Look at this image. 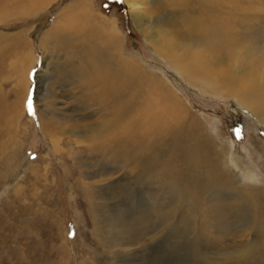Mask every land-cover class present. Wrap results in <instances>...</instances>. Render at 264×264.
<instances>
[{"label": "rangeland", "instance_id": "374dc122", "mask_svg": "<svg viewBox=\"0 0 264 264\" xmlns=\"http://www.w3.org/2000/svg\"><path fill=\"white\" fill-rule=\"evenodd\" d=\"M138 3L146 20L158 23L153 25L161 42L175 33L187 38L191 50L212 44L202 55L216 58V69L223 70L233 66L223 38L227 36L251 55L248 64L263 68L264 0ZM84 5L94 24H105L99 29L86 26ZM209 10L220 23L219 40L189 37L181 14L200 23ZM78 21L85 27L82 35L91 30L99 31L103 40L119 38L124 56L148 77L141 93L135 89L134 98L130 93L131 103L126 104L127 93L119 104L107 96L101 72L80 75L77 55L85 52L83 46L52 40V32L65 24L72 25L67 34L77 38ZM176 49L181 53L184 47ZM205 81L215 89L221 86ZM157 84L205 121L207 133L233 156L244 182L256 178L264 183L261 122L237 97L187 82L154 51L134 23L127 0H0V264H232L234 259L216 258L245 245L260 246L263 226L242 232L253 224L246 208L245 214L229 208L222 214L205 212L224 206L223 192L197 201L199 214L185 216L184 225L185 201L175 187L163 185L161 190L172 187L174 193L161 195L157 184L137 180L139 166L123 155L125 149L116 158L103 151L106 139L137 121L144 96L155 92ZM119 107L127 111L122 120ZM96 127L102 132L94 133ZM176 195L179 201H172ZM191 201L196 208L195 199Z\"/></svg>", "mask_w": 264, "mask_h": 264}, {"label": "bare ground", "instance_id": "6f19581e", "mask_svg": "<svg viewBox=\"0 0 264 264\" xmlns=\"http://www.w3.org/2000/svg\"><path fill=\"white\" fill-rule=\"evenodd\" d=\"M127 1L130 3V11L134 23L142 29L143 35L162 59L177 72L182 73L186 81L192 86L214 94L237 97L246 109L252 111L264 129V66L258 69L248 64L247 58L249 59L251 55L246 56L244 47L237 46L232 40L231 42L227 41V36H224V42L230 51L229 57L233 62V66L227 64L223 70L216 69V61L218 60L202 55L207 48L213 49L212 44L209 47L207 44V47L203 50H191L193 46L188 47L189 45L186 44L188 43L186 41L187 38L184 37L183 40L180 36L176 38L175 33L169 35V40L161 42V34L154 30V25L157 27L158 23L156 21L153 22L151 19L146 20L145 15L137 8L138 0ZM175 1L179 0H171L172 4H175ZM180 1L187 5L189 1L193 0ZM82 9L84 10L83 15L86 26H93L94 29H99L100 25L105 24L106 21H102L100 25L91 21L92 13L87 5H84ZM211 12L209 10L200 23H197L186 12L181 14V24L187 28L189 37L195 38L200 34V37L207 35V43L212 38L218 39V35L222 34L217 27L220 26V23L215 20V16L210 14ZM115 19L118 20L117 17ZM68 27L72 29L71 24L70 26L65 24L64 28L62 26L63 30L55 29L56 31L52 32V40L54 41V37H57V41L65 42L67 40L73 42L70 44L72 46L73 44H79L80 48L83 46L85 52L83 51L84 53L79 57L77 55L80 75L84 74V72L87 74L94 71L101 72L102 81L105 86L108 84L105 93H108L107 96L111 97L114 102L119 104L123 100L124 94L127 93L128 101H126V104L131 103L130 93L132 92V98H134L133 92L135 89H139L141 93L146 88L148 77L136 66V63L129 61L124 56L119 38H116V40H106L107 38L103 40L100 34L97 33L99 31L91 30L85 31L82 35L81 30H84L85 27L82 29L79 22L74 26L80 31L79 36L77 35L78 37L76 36L77 38L73 39L67 34L69 31L67 30ZM50 32L47 33V35L49 34L48 38H51ZM179 45H183V51L185 50L184 52L182 51L183 53L176 49ZM30 58L32 66L35 63L32 51ZM257 71H260L261 74L259 75ZM205 80L221 86L217 89H215L216 87L206 86ZM158 87L161 86L154 87L156 89L155 92L152 93L150 91V95L147 93L144 96V101L140 105L141 108L140 110L138 109L139 118H137V121L124 124L120 132L121 135L116 134V138H114L113 134L104 142L101 141L103 142V151L105 153L110 152L116 158V154L125 149L126 153L123 155L129 154L132 158L130 160H134L139 166L137 170L139 178L137 180H142L141 183L147 186L154 187L157 184L161 195L166 190L167 193H174V188L172 187H175L176 191L182 196V200L185 201V205H183L185 209L184 217L199 214L197 201L200 204L204 197L216 194L222 195L221 192H223L222 205L224 204V206L220 209H211L209 207V209H205V212L209 214H211L210 212H220L217 214H222L221 212L226 209L228 211L229 208V210L233 209L235 213L239 211L245 214L246 208L253 224L247 229L246 226L243 227L242 232L254 230L256 227L253 225H256L263 226L264 235V183L257 181L258 179L256 178H251L249 181L244 182V177H242L233 156L229 152L224 151L220 144L214 142L207 133L205 121L196 115L189 114L188 110L166 89L167 87L163 86L162 89ZM121 108L117 109V117L122 120L127 111L121 110ZM183 119L184 122L186 120V124L182 123ZM102 130V128L95 130L92 128L94 133L102 132ZM143 135L146 136L142 139ZM167 184L172 187L169 190L167 187L161 190L163 185L167 186ZM135 188L131 189V191ZM174 198L179 201L178 195L172 197V201ZM193 198L196 202V208H194V204L191 201ZM161 201H163L162 198ZM206 216L209 217L210 215ZM183 224H188L186 217L183 219ZM203 233H205V230H203ZM155 236L157 238L160 237V235L158 237L157 233ZM110 245H112L111 242ZM246 257H251V262L246 260ZM212 259L214 260L215 258ZM216 259L225 261H227L226 259L229 261L234 259L232 264H264V239L258 248H254L252 244L245 245L237 248L234 254L227 253Z\"/></svg>", "mask_w": 264, "mask_h": 264}, {"label": "snow or ice", "instance_id": "6c2138e0", "mask_svg": "<svg viewBox=\"0 0 264 264\" xmlns=\"http://www.w3.org/2000/svg\"><path fill=\"white\" fill-rule=\"evenodd\" d=\"M29 107H31V104H30V102H29Z\"/></svg>", "mask_w": 264, "mask_h": 264}]
</instances>
